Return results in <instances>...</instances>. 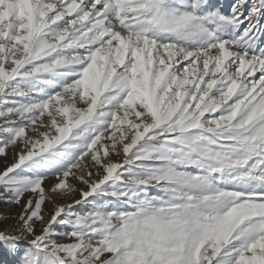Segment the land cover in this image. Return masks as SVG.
Masks as SVG:
<instances>
[{
    "label": "snow or ice",
    "instance_id": "snow-or-ice-1",
    "mask_svg": "<svg viewBox=\"0 0 264 264\" xmlns=\"http://www.w3.org/2000/svg\"><path fill=\"white\" fill-rule=\"evenodd\" d=\"M0 157L17 264H264V0H0Z\"/></svg>",
    "mask_w": 264,
    "mask_h": 264
},
{
    "label": "rangeland",
    "instance_id": "rangeland-1",
    "mask_svg": "<svg viewBox=\"0 0 264 264\" xmlns=\"http://www.w3.org/2000/svg\"><path fill=\"white\" fill-rule=\"evenodd\" d=\"M44 120H47V117L45 116L43 118ZM28 135L29 136H34V134L29 131L28 132ZM12 151H8L7 153V163L10 164L12 162ZM112 159L113 161H119L122 159V156L121 157H117L115 155L112 156ZM5 166V158L4 157H0V170H3ZM71 183L73 184H76V181H70ZM54 184V178H50L48 180L45 181V184H44V187L46 189L49 188L50 185H53ZM78 187H83V185H77ZM73 198H76L78 199V195H76L75 197H69L68 200H57V203H67V202H70ZM92 198H90L91 200ZM44 208L46 209H50L51 208V205L49 204H45L43 206ZM91 207L90 204L88 205H80V206H77L78 209L80 208H84V209H87ZM0 211H4V212H15V213H18L19 212V208H17L15 205H11V206H6V205H3V204H0ZM9 223H12V221L10 220H4L3 221V224H0V227H3ZM0 264H17V257H14L12 255H10L6 249H4L2 246H0Z\"/></svg>",
    "mask_w": 264,
    "mask_h": 264
},
{
    "label": "bare ground",
    "instance_id": "bare-ground-1",
    "mask_svg": "<svg viewBox=\"0 0 264 264\" xmlns=\"http://www.w3.org/2000/svg\"><path fill=\"white\" fill-rule=\"evenodd\" d=\"M229 2V0H225V3H228ZM258 75V74H257Z\"/></svg>",
    "mask_w": 264,
    "mask_h": 264
}]
</instances>
